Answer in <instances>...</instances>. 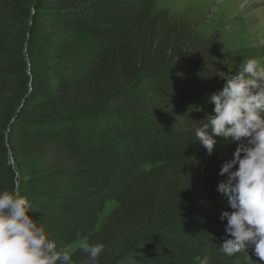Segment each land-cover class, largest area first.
<instances>
[{"label":"trees","instance_id":"trees-1","mask_svg":"<svg viewBox=\"0 0 264 264\" xmlns=\"http://www.w3.org/2000/svg\"><path fill=\"white\" fill-rule=\"evenodd\" d=\"M156 2L0 0V172L11 156L50 239L76 220L105 246L72 264H259L220 250L226 176L195 137L238 55Z\"/></svg>","mask_w":264,"mask_h":264},{"label":"clouds","instance_id":"clouds-1","mask_svg":"<svg viewBox=\"0 0 264 264\" xmlns=\"http://www.w3.org/2000/svg\"><path fill=\"white\" fill-rule=\"evenodd\" d=\"M216 75L225 84L210 96L214 114L199 122L195 137L209 156L217 143L214 136L237 143L233 159L225 161L219 173L226 179L217 191L228 198L231 209L221 215L230 238L219 248L228 256L251 250L264 262V62L249 58L235 73L229 69ZM31 208L19 188L0 192V264H72V246H58L50 239L30 216ZM78 248L93 262L105 250L103 244L86 241ZM196 260L208 264L207 258Z\"/></svg>","mask_w":264,"mask_h":264},{"label":"rangeland","instance_id":"rangeland-1","mask_svg":"<svg viewBox=\"0 0 264 264\" xmlns=\"http://www.w3.org/2000/svg\"><path fill=\"white\" fill-rule=\"evenodd\" d=\"M156 7L158 11L168 10L199 36L217 37L218 52L238 55L229 67L233 73L246 59L259 58L264 62V0H157ZM236 147L237 143L232 142L231 138L227 141L223 138L214 148L213 154L206 158V164L221 169L225 161L233 159ZM6 158L0 178H6L8 183L5 184L3 181L6 180H3L1 185L4 190L11 191L19 187L21 174L18 168H14L11 156ZM10 168L13 171L11 174ZM117 208L118 205L114 202L106 204L103 213L99 215L95 231L101 229L106 217ZM76 223V220H71L59 225L53 241L58 246L71 245L73 252L82 241L87 242L86 230Z\"/></svg>","mask_w":264,"mask_h":264}]
</instances>
